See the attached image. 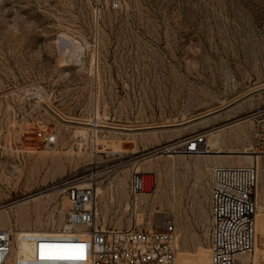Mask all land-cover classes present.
Here are the masks:
<instances>
[{
	"label": "rangeland",
	"instance_id": "obj_1",
	"mask_svg": "<svg viewBox=\"0 0 264 264\" xmlns=\"http://www.w3.org/2000/svg\"><path fill=\"white\" fill-rule=\"evenodd\" d=\"M263 105L264 0H0V227L60 234L50 228L64 224L61 181L96 170L105 227L173 217L180 233L194 184L209 232L217 164H257L264 212V156L244 157L249 114ZM37 129L56 143L39 144ZM194 132L208 144L219 134L211 148L233 156L156 152ZM134 170L149 186L135 204ZM185 244L176 264H209V245L197 261L195 239ZM19 247L31 255V244ZM258 248L249 264H264Z\"/></svg>",
	"mask_w": 264,
	"mask_h": 264
},
{
	"label": "built area",
	"instance_id": "obj_2",
	"mask_svg": "<svg viewBox=\"0 0 264 264\" xmlns=\"http://www.w3.org/2000/svg\"><path fill=\"white\" fill-rule=\"evenodd\" d=\"M119 7L118 2L113 3ZM251 150L264 156V105L251 112ZM39 144L53 145L54 132L34 131ZM206 133L194 132L157 147V153L201 155L209 153ZM98 171L65 178L61 186L66 198L64 224L60 234L42 231L19 232L17 227H0V264H176L179 233L173 218H164L150 228L137 224L125 228L105 227L97 218ZM259 170L256 164H217L211 168V247L210 264H239L240 256L256 249ZM145 173H131L130 195L148 191ZM19 241L32 245L31 255L21 253ZM84 245L82 260L41 258L49 246Z\"/></svg>",
	"mask_w": 264,
	"mask_h": 264
},
{
	"label": "crops",
	"instance_id": "obj_3",
	"mask_svg": "<svg viewBox=\"0 0 264 264\" xmlns=\"http://www.w3.org/2000/svg\"><path fill=\"white\" fill-rule=\"evenodd\" d=\"M212 160V159H211ZM219 160V159H218ZM215 163H218L216 159L212 160ZM199 193L198 188L192 184L191 187L187 188V197L189 198V203L187 205L192 206L194 209L193 213L191 214V225H188L186 222H180L179 229L180 230V238L178 237V249L180 253V258L184 256V248L186 246L185 240L195 239V250L197 254L196 258L197 261L201 259L198 255L201 254L202 251H205L209 245V252H210V231L208 232L207 227V216L206 213L203 212L201 206H199L196 202V197ZM173 218V217H172ZM176 219V216H175ZM177 221V219L175 220ZM176 223V222H175ZM176 225V224H175ZM259 248L257 254H264V212H258L257 214V240H256ZM243 260V258H240ZM244 261V260H243ZM241 261V262H243ZM254 263L257 260H253ZM250 262V261H249ZM199 264V263H197Z\"/></svg>",
	"mask_w": 264,
	"mask_h": 264
},
{
	"label": "bare ground",
	"instance_id": "obj_4",
	"mask_svg": "<svg viewBox=\"0 0 264 264\" xmlns=\"http://www.w3.org/2000/svg\"><path fill=\"white\" fill-rule=\"evenodd\" d=\"M250 115L251 114H249V117H250ZM251 119V118H250ZM209 135H210V144L211 143H220V136H219V134H217V133H215V132H212V133H209ZM209 139V138H208ZM206 143H207V141H206ZM210 144H208L207 143V146H208V148H209V153H206V154H201V155H203V156H211V157H213V158H218L219 160H220V158L221 157H224L225 158V156H233V155H231V153H225L222 149H220V148H218V149H216V150H213L212 148H211V146H210ZM247 150V149H246ZM244 153H246V155L244 156L247 160H248V162H250V161H255L257 158H259V157H261V156H259V155H257V154H255L254 153V151H252L251 150V153L252 154H250V152L249 151H244ZM243 155V154H242ZM240 156V155H239ZM256 158V159H255ZM258 161V160H257ZM200 163V162H199ZM199 163H196L195 164V166L196 167H198L199 166ZM219 163H222V161H219ZM259 164V163H258ZM257 165V164H256ZM201 167V166H200ZM137 172V171H136ZM102 193V188L101 187H99V188H97V195L98 194H101ZM133 201H134V204L136 203V197L135 198H133ZM210 207H211V189H210ZM98 208H99V206H98V204H97V213H98ZM101 208V207H100ZM211 210V209H210ZM258 214V213H257ZM98 215V214H97ZM165 218H169V217H165ZM170 218H172V217H170ZM164 219V218H163ZM161 221V220H160ZM135 223H132L131 225H134ZM212 228V219H211V211H210V229ZM211 231V230H210ZM20 232V231H19ZM256 238H257V235H256ZM210 247H211V233H210ZM245 254H243V255H241L239 258H242L243 256H244ZM244 260V261H243ZM243 264H249V261L248 260H246L244 257H243ZM209 264H210V258H209Z\"/></svg>",
	"mask_w": 264,
	"mask_h": 264
},
{
	"label": "snow or ice",
	"instance_id": "obj_5",
	"mask_svg": "<svg viewBox=\"0 0 264 264\" xmlns=\"http://www.w3.org/2000/svg\"><path fill=\"white\" fill-rule=\"evenodd\" d=\"M84 245H56L49 246L45 254V246L41 248V258L49 260H82Z\"/></svg>",
	"mask_w": 264,
	"mask_h": 264
}]
</instances>
